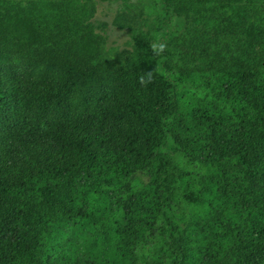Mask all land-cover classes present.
<instances>
[{"label": "trees", "instance_id": "1", "mask_svg": "<svg viewBox=\"0 0 264 264\" xmlns=\"http://www.w3.org/2000/svg\"><path fill=\"white\" fill-rule=\"evenodd\" d=\"M97 1L0 0V264H264V0Z\"/></svg>", "mask_w": 264, "mask_h": 264}, {"label": "rangeland", "instance_id": "2", "mask_svg": "<svg viewBox=\"0 0 264 264\" xmlns=\"http://www.w3.org/2000/svg\"><path fill=\"white\" fill-rule=\"evenodd\" d=\"M154 0H105L95 2V20L98 24L106 23V48L110 53L125 50L129 47L131 32L128 27L119 25L130 24L145 28L156 19V11L153 9ZM155 8V7H154ZM184 21L181 18L174 19V27L177 30L183 28Z\"/></svg>", "mask_w": 264, "mask_h": 264}]
</instances>
